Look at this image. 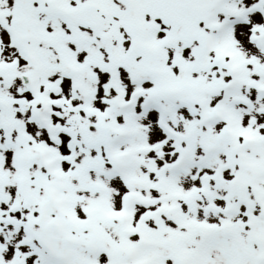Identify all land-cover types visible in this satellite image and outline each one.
<instances>
[{
    "label": "snow or ice",
    "instance_id": "6c2138e0",
    "mask_svg": "<svg viewBox=\"0 0 264 264\" xmlns=\"http://www.w3.org/2000/svg\"><path fill=\"white\" fill-rule=\"evenodd\" d=\"M0 264H264V0H0Z\"/></svg>",
    "mask_w": 264,
    "mask_h": 264
}]
</instances>
